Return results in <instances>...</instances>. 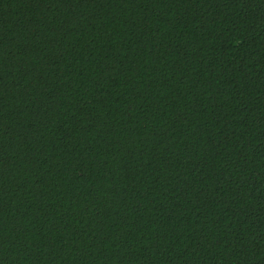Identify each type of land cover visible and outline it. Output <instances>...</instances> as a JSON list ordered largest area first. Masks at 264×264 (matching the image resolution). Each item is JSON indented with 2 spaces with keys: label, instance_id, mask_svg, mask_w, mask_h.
<instances>
[{
  "label": "trees",
  "instance_id": "trees-1",
  "mask_svg": "<svg viewBox=\"0 0 264 264\" xmlns=\"http://www.w3.org/2000/svg\"><path fill=\"white\" fill-rule=\"evenodd\" d=\"M0 264H264V0H0Z\"/></svg>",
  "mask_w": 264,
  "mask_h": 264
}]
</instances>
